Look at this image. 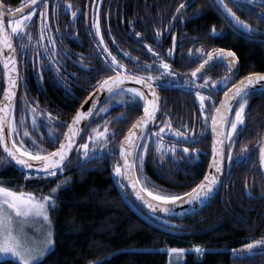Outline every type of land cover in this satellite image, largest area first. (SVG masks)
Segmentation results:
<instances>
[{"label": "trees", "instance_id": "1", "mask_svg": "<svg viewBox=\"0 0 264 264\" xmlns=\"http://www.w3.org/2000/svg\"><path fill=\"white\" fill-rule=\"evenodd\" d=\"M0 1L8 11L10 8H18L28 0ZM131 1L126 3L128 14L127 16L124 14L123 19L120 18V14L117 15L116 11L110 13L107 19H104L102 13L101 33L104 42L117 59L126 58L124 52H128L130 57L138 58L141 64L150 63L151 52L147 48L139 46L136 38L133 40L132 35L127 33L128 26H130L128 20H132L136 12L131 6ZM66 2L72 5L71 0H61V2L49 0L50 4L48 3L47 6L48 28L44 30L43 40H41L42 17L39 11L35 13L30 27L33 39L29 42L26 52L17 53L19 73L22 79L18 85L13 116L18 121L23 115L24 125L19 127V136L15 138L23 139L26 147L32 151H38L33 146L32 137H35L48 151H52L58 145L59 140L55 144L49 143L47 128L51 125L44 117H38V122L45 126L33 128L31 108L42 106L45 114L47 113L45 108H47L50 109L53 116L59 117L63 123L54 125V127L60 129L61 139L67 123L87 93L98 80L114 73V71L103 67L104 57H99L97 65L92 71L81 69L79 74L69 76L68 88L64 87V83L60 79H52L50 75L46 76L45 71L51 68L60 77L62 73H60V69L57 72V65L60 66L63 62L68 67L77 68L76 61L79 62V60L74 53L80 51L85 54L89 50L87 57H92L95 53L86 34H79L80 41L72 37L75 28L80 23L83 24V21L79 22L76 27V22L71 23L64 15V10L67 8ZM226 2L242 20H247L256 26L257 17L255 10L252 9H258L261 7L260 5L243 3L237 7L233 0H226ZM74 6L72 5V7ZM43 7L41 4L40 9L42 10ZM196 10H199L201 14L193 17L192 14ZM184 17L191 18L183 19L179 23V27L188 30L187 34H191L192 40L195 38V40L201 41L206 50L230 48L236 52L239 62V78L253 72H264V35H254L249 38L235 32L229 21L223 18L216 0H193ZM130 24L133 26V30H139L141 21H133ZM213 26L218 32L216 36L210 35ZM259 27L264 31V24ZM49 36L55 40L56 51L45 55H34V53L44 52L43 47L37 48L38 41L41 45H47L48 48L53 47L48 43ZM142 39L147 42L144 37ZM13 42L18 47V41L14 39ZM189 44L179 47V52H186L190 47ZM50 57L58 59L59 63H52ZM130 57L127 58L131 62L125 65L130 69H135L136 64ZM69 58H73V60ZM176 60L178 61V59ZM42 63L45 65L43 68H41ZM181 63L182 61H179L177 64L178 69H182L179 67L182 65ZM91 64H94L93 60ZM218 66L211 73L213 80L223 76L224 66ZM195 67L194 63L183 69L192 71ZM155 69L158 68H154L152 72H155ZM137 70L143 71V69ZM2 78L0 65V81ZM84 85L90 87L84 90L83 87L86 88ZM1 92L0 84V94ZM163 95L164 97H161L162 111L167 114L166 117L171 119L175 127L187 125V128L192 131L191 128L195 126V129L199 128V132L205 127L204 123L197 122L194 94L181 98L177 96L175 90L171 89L165 90ZM118 97L119 93L112 97L111 101L105 99L102 102L100 107L110 105L109 110L106 114L102 113L98 118L88 123L81 136L80 142L85 143L97 125H99L98 130L103 131L105 122H108V126L115 130L114 136L111 133L108 135L107 145L101 152L98 151L101 148H95V158L86 159L81 151L73 153L70 163L65 167L63 173L58 172L54 178H37L33 175L27 180L25 179L27 174L15 169L10 163L0 164V177L5 178L4 182L17 191L21 190L18 186H23V189L34 190L37 194L41 192L48 194L57 181H67L58 190L56 207L50 209L55 244L41 259L40 264H88L89 261L100 260H102V264H166L168 248H188L194 245H200L207 251L202 255L185 252L181 264H264L263 257L256 259V255H254L239 258L232 252L233 248L241 246L248 238L255 237L256 222L261 225L264 221L260 215L264 207V198H261L262 192L256 193L260 190L252 171L237 170L232 176L227 193L224 192V181L222 189L205 208L180 218L179 225H182L181 228L185 231L182 236L183 240L142 221L127 207L115 188L112 178L115 174L113 168L118 163L119 142L140 115L142 104L138 108L128 107L125 103H121ZM122 99L127 101L129 97L124 96ZM247 99L246 123L241 128L234 146L235 152H239L241 145H249L250 156L254 162L256 160V143L264 129V90L259 89L252 92ZM25 100L29 111H22ZM36 101H39L38 106ZM214 104H216V100ZM236 107H239V104ZM122 113L127 116V119H117ZM210 113L211 109L208 115ZM231 116L234 118V111ZM24 128H28L29 137L23 136ZM208 144L207 127L203 138L199 139L195 145L187 146L189 149H200L196 159H192L190 156L185 159L187 154L180 149V160L174 162L173 155L170 153H165L161 160V154L155 148H149L145 154L142 170L137 172V176L149 189L159 186L160 189L168 190L170 193L188 191L195 186V183L199 182L204 172L208 159ZM90 147H92V142H89ZM141 149H143L142 146ZM77 161L81 162L77 163ZM145 177H147V181H144ZM254 184H256V191L251 188V185ZM150 217L155 222L162 224L156 217Z\"/></svg>", "mask_w": 264, "mask_h": 264}, {"label": "snow or ice", "instance_id": "2", "mask_svg": "<svg viewBox=\"0 0 264 264\" xmlns=\"http://www.w3.org/2000/svg\"><path fill=\"white\" fill-rule=\"evenodd\" d=\"M48 3L49 0H28L26 5L21 4L18 8L8 9L6 17L2 2H0V64L3 66L7 83V86L3 89V99H0V147L3 148L4 153L0 154V163L7 165L10 161H14L23 170L28 172L25 176L26 180L33 176V172L28 170H35L34 174L37 178H54L58 172L63 173L65 167L70 163L69 153L76 144V138L83 133L88 123L98 118L100 114H106L109 110L110 105L100 107L97 100L100 94L105 91L107 92V96L104 98L109 101L119 93L118 99L121 103H125L126 106L132 108H138L141 104L143 106V115L138 117L137 121L128 129L127 135L120 141V157L123 163H117L113 168V172L121 180H126L136 190V197L151 210L150 214L153 217H157V209L163 213H172L178 205L188 204L195 207L209 201L216 191L217 185L223 181L225 155L227 156L229 168L235 162H243L251 158L249 145H241L240 151L234 152L232 147L225 146L224 138H227L228 145H232L238 139L241 128L246 123L245 110L248 105L247 97L256 91L257 88L264 89V73H249L224 93V98L220 101L219 106H216L213 102L211 107H214L215 110L211 112V131L214 137L212 142V159L208 165L209 171L205 172L203 179L195 183L194 187L182 193H170L168 190L160 189L159 186L149 189L145 183H142L137 176V172L142 170L145 154L150 148L149 140L145 139V136L155 140L156 151L161 154V160H163L165 153L171 152L173 154V160L176 162L177 158L174 154L177 151V145L173 144L165 147L162 142L163 135L174 134L176 137L183 138L185 143L189 141L195 143L197 139L203 138L207 132L208 113L210 112V107L205 102L212 101L213 98L210 95L206 96L201 90L212 89L218 91L219 88L224 87L235 75V72L238 71V57L236 52L230 48H213L207 51H205L203 46L196 48L195 53L203 58L199 66L192 70L191 78L185 76L182 84L179 82L178 73L171 70L170 64L162 57H159V53L155 54L159 60L157 65L155 61L141 64L138 58L130 57V53L124 52V55L130 57L136 64L135 69H130L124 63L118 61L117 57L109 49V46L104 42L99 14L96 16L92 25L95 29V36L99 37L97 48L99 49V54L104 57L102 61L103 67L109 71H114V75L105 76L96 82L93 92L89 93V97H92L91 107H88L87 111H84L82 110V104L81 109H77L71 121L67 123V129L63 131V139H60V129L54 127V125L63 123L59 117L53 116L51 112L45 114L43 110L38 111L37 107L31 108L33 128L45 126L38 122V117H44L48 121V124L51 125L47 128L49 143L55 144L59 140V146L55 147L52 151H48L44 148L43 144H40L35 137H32L33 146L38 151L29 150L23 139L17 140L15 138L19 136V127L24 125L23 115H21L18 121L13 116L16 103L15 89L22 79L17 68V53L26 52L29 42L33 39L30 27L37 11L40 12V16L42 17L41 40L44 39V30L48 28ZM233 3L237 7L243 3L261 6L258 9H252L255 10L257 17V24L253 26L247 20H242L233 11V8L229 7L226 0H216V4L219 6L223 18L229 21L233 30L249 38L254 35H264V31L259 27V25L264 24V0H239V2L233 0ZM41 4L44 6L42 10L40 9ZM65 6L69 9L72 7L67 2ZM184 8H186V3L182 0L176 12L173 14V20L181 18L179 14ZM27 9L31 10L29 11ZM199 14H201L200 11L196 10L192 16L194 17ZM76 15L77 13L73 11L72 16L75 17ZM189 18L191 17H183V19ZM5 20H7L6 24ZM170 25L171 21L169 22L168 31H170ZM217 34V29L213 26L210 35L216 36ZM161 35V30L157 29L155 33L156 38L159 39ZM135 36L140 38L141 33L136 32ZM171 36L173 46L167 50V55L174 57V49L178 45V41L176 33H171ZM14 39L18 41V47L14 45ZM47 39L48 43L53 45V47L48 48L47 45H41L38 41L37 48L43 47L44 52L34 53V55H45L49 52L54 53L56 51L55 40L51 36ZM148 50L152 51L151 46H148ZM188 55L190 59L194 58L192 48H189ZM50 59L54 64L59 63V60L54 57H50ZM216 62L226 65L227 73L225 76L217 80H210V78L205 77L202 84H197L195 81L198 75H202L206 67ZM80 63L84 69L92 71L89 65L83 63V60ZM44 66L42 63L41 68ZM153 68L159 69V76L152 75ZM137 69H143V71H138ZM57 72H59V69H57ZM72 75L75 76V74ZM125 81H135L140 87L128 88L125 86ZM173 85H179L189 92L194 89L196 90L195 97L199 101V112L204 117L203 122L205 125L199 134L196 133L195 129L191 133L187 130L181 132L178 129H173L172 121L168 118L159 122L162 125L159 131H147L146 126L158 123L157 116L161 112V97L157 93L156 87H169ZM64 87L68 88L69 86L65 83ZM124 96H128L129 99L124 101L122 99ZM89 97H86L85 101ZM236 104H239V107H235ZM36 105H39V101H36ZM233 109L235 112L234 118L230 115ZM22 111H29L26 100ZM117 119H127V116L122 113ZM82 122H84V127H81ZM183 127L187 129V125ZM98 128L99 125L89 134L88 141L79 146L84 150L82 155L86 159H93L96 156L95 152L89 151V142H92L94 149L97 147L103 149L107 145L108 135L110 133L113 136L115 135V130L108 126V122H105L103 131H99ZM23 136H30L28 128H24ZM8 141H11V145H9ZM141 146L143 150H140ZM258 146L259 163L261 166H264V140L259 141ZM183 153L187 154L184 157L185 159H188L189 156L192 159H196L199 156L200 149H189L185 147ZM80 162L77 161V163ZM144 181H147V177L144 178ZM66 182L57 181V184L50 189L48 194H44L43 192L35 194L31 191H24L23 186H18L21 190L17 191L4 186L0 182V256L12 258L15 264H40L41 259L48 254L55 244L51 229L52 219L50 209L56 207L58 190ZM143 193H147V197L153 199L146 198ZM249 195L251 196L250 192ZM261 198H264V192L261 193ZM34 219H41L43 225L48 230L44 233L42 241L29 243L26 234L23 232V226L29 220ZM165 223L168 224L169 222L166 221ZM169 226L182 227V225L170 224ZM40 230L43 231V228ZM258 246L264 248V237L245 244L239 249L233 248L232 252L234 255H250L254 253ZM192 250L199 255L207 251V249L200 245H194ZM167 251L170 256L173 254L180 256L188 250L184 248H168ZM88 264H102V260L89 261Z\"/></svg>", "mask_w": 264, "mask_h": 264}, {"label": "flooded vegetation", "instance_id": "3", "mask_svg": "<svg viewBox=\"0 0 264 264\" xmlns=\"http://www.w3.org/2000/svg\"><path fill=\"white\" fill-rule=\"evenodd\" d=\"M57 1L61 2V0H54V2H57ZM71 1H72V5H75V6L71 7L70 9L68 7L65 8L64 15L71 21V23L74 24V22H76L75 27L79 24V22L83 21V24L80 23L75 28L76 30H75L72 37L75 40L80 41V35L79 34H83V33L86 34L87 38L89 39L88 41L91 43L92 48H93V50L97 56L95 55V53H93L92 57H87L89 50L86 51L85 54H83L80 51L77 53H74V55L79 60V62L76 61L77 64L75 66L77 68L68 67V65L65 64V62L60 64V66L57 65L58 69L61 70L60 73H62V74H60L61 78L56 73H54L51 70V68H48L45 71L46 76L50 75L52 79L58 78L64 84L65 83L70 84L69 76H73V75H71L72 73H74V74L78 73L79 74V70H81V69L84 70V68L82 67V65L80 63L81 60H83L84 64L89 65L91 67V69H93L95 67V65H97V59H99V57H102L99 54V49L97 48V43L99 41V38L97 36H95V29L92 27L96 16L99 14L100 24H101L102 13L104 15V19H107L109 17L110 13H113L116 11L117 15L120 14V18L122 17V19H123L124 14L126 16L128 14V12L126 11V10H128L126 8V3L130 2L131 0H71ZM27 2L28 1H26L24 4H26ZM181 2H182V0H141V3H139V0H132L131 6H133V8L136 12L134 14V17H132L133 19L128 20V24L130 26H128V29H127V33L132 35L133 40L136 38V41L139 43V46L145 47L147 49H148V46H151L152 51H150V52L152 54V58L150 60V63L155 61V63L158 65L159 60L155 56V54L159 53V57H162L163 59H165L170 64L171 70L178 73L180 84L183 83L185 76L191 78V72L192 71H190V70L186 71L183 68L188 67L194 63L196 65L195 68H197L201 62V59L203 58V57H200L198 54L195 53V49L201 47L203 45V43H201V41H199V40H195V39L192 40L190 38L191 34H187V33H189V31L179 27V23L183 21V17L186 15L188 7H189V5L192 4L193 0H184V2L186 3V8H184L181 11V14H180L181 18H178L172 26L170 25V31H168L169 22L172 21L173 14L176 12V9L181 4ZM28 10L30 11L31 9H28ZM73 11H75L77 13V15L75 17L72 16ZM137 20L141 21V26H140V28L138 27L139 30H133V26L130 23L133 21H137ZM6 23H7V21H6ZM157 29H160L161 33H162V35L159 39H157L155 36ZM136 32L141 33L140 38L135 36ZM171 33H176L177 41H178V45L174 49V57H169L167 55V50L173 46ZM143 37L145 39H147V42L143 39L141 40V38H143ZM81 40H83V39H81ZM188 43H190L189 48L193 49V57L194 58H191V59L189 58V55H188L189 49L184 53L179 52V47L185 46ZM205 51H207L206 48H205ZM180 53L183 55H181ZM176 56H177V58H175ZM69 59L73 60V58H69ZM176 59H178V61ZM92 60L94 61L93 65L91 64ZM118 61L121 63H124V64L131 62L127 57L126 58H124V57L120 58V59H118ZM179 61H182V63H181L182 65H179V67L182 69L177 68V64ZM218 65L224 66V69H223V76H224L227 73L226 65L224 63H217V64L213 65L212 67H210L202 76L197 77L195 82L197 84H202L204 82L205 77H208V78H210V80H213L211 73H213L214 69H217L219 67ZM66 67H68L67 70H66ZM18 72H19V63H18ZM19 75H20V73H19ZM152 75L159 76L160 75L159 69H155V72H152ZM238 76H239V72H238L236 79L233 82H235L239 79ZM0 84H1V87L3 89V81H0ZM18 85H19V83H18ZM84 86H86V88L83 87L84 90L87 89L88 87H90L87 85H84ZM171 89L175 90L177 96H179L181 98H186L190 94L195 95V91H196L194 89L193 91L189 92V91L183 89L182 87H180L179 85H173V86H169V87H164V86H157L156 87V91L159 94V96L163 95V92H165V90H171ZM201 91H203L206 96H209V95L212 96L213 100L212 101H206L205 103L207 106L210 107L211 112H213L214 107H211V106L215 100H216L215 105H217V103H218V101H219L224 90L217 91V90H212V89H202ZM1 94H2V92H1ZM1 94H0V99H1ZM160 97H164V95L160 96ZM194 98H195V102H196L195 105L197 107V110H196V113L198 116V117H196L197 122H201L203 124L204 123L203 122L204 117L201 116L200 112H199V101L196 97H194ZM161 103H163V102L160 100L161 112L157 116L158 123H156L154 125L150 124L147 127L148 132L159 131V128L162 126L161 123H159V122H162L167 118L164 111H162L163 108L161 106ZM236 106H237V104L235 105V107ZM41 107H38L37 109L42 110ZM142 108H143V106H142ZM45 110H47V112H50V109L45 108ZM233 111H234V109L232 110V112ZM232 112H231V114H232ZM234 115H235V112H234ZM208 118H209V120H208V135H209L208 150L209 151H208L207 163H208V160L210 158V153H211L210 152L211 138H210V134H209L211 113H210V115H208ZM228 126L230 127V125H228ZM172 128L178 129L181 132H184L187 130L189 133H191L193 131V129H195V126H193V128H191L192 129V131H191L188 128L185 129L182 125L175 127L172 123ZM195 131H196V133L199 132V128L196 127ZM261 137H262V135H261ZM261 137H260L259 141L261 140ZM145 139L149 140V144H150L151 149H153V148L156 149L155 140L149 139L147 136H145ZM199 139H201V138H199ZM199 139H197L196 142ZM162 142H163L165 147H167L168 145H173V144L177 145V151L174 154L175 157L177 158V160L181 159V150L180 149L183 150L188 145L191 146V145L196 144V142L193 143L190 141L185 143L183 138L176 137L174 134H164L163 138H162ZM224 143H225V146L232 147L234 152H235V146H234L235 142L232 145H228L227 138L225 137ZM82 144H84V143L80 142V140H79L78 147L76 148V150L73 153H78L80 151L83 152L84 150L79 147ZM91 149H93L95 151V149L93 147H90L89 151ZM258 149H259V146H258V143H256V160L254 162H253V159L250 158V159L243 161V162H239V161L235 162L230 168L228 167L227 156L225 155V159H224L225 172H224L223 181L220 185L219 190L222 189V185L225 181L224 192L227 193V190L229 189L230 182H231V179H232L234 172H237V170H240V169H242V170L247 169L248 171H252V175L254 178H256V184L260 190V192H257L256 191V184H254V185H251V188H253V191H256V193L264 192V182H263L261 174H260L259 163H258ZM99 150L98 151L101 152L102 149H99ZM140 150H143V149H140ZM0 153L2 154L1 150H0ZM168 153L172 154L171 152H168ZM207 163H206V166H207ZM206 166H205V168H206ZM204 171H205V169H204ZM25 174H27V173H25ZM33 175H35V174H33ZM4 180H5V178L0 177V182H3V184L5 183ZM251 180H254V179H251ZM5 184H6L5 185L6 187L12 188V186L9 185L8 183H5ZM262 188H263V190H262ZM219 190H218V192H219ZM260 215L262 218H264V207L262 208ZM156 219L159 222H161L162 224H164L165 226H167L168 228H172V231L170 229L168 233L174 234L183 240L182 236L184 235L185 231H183V229L181 227H171L168 224H165L166 220H161V217H158V216L156 217ZM179 219L180 218L173 219V221L176 223V225H179V222H180ZM262 237H264V221H263V224H261V225H258L256 222V236L248 238L246 242H244L241 246L236 247V249H239L243 245L251 243L254 240L261 239ZM254 255H256V259H260L262 257L264 258V248H261L258 246L255 249L253 254L245 255L243 257L254 256ZM234 256L239 257L238 255H234ZM243 257H239V258H243Z\"/></svg>", "mask_w": 264, "mask_h": 264}, {"label": "water", "instance_id": "4", "mask_svg": "<svg viewBox=\"0 0 264 264\" xmlns=\"http://www.w3.org/2000/svg\"><path fill=\"white\" fill-rule=\"evenodd\" d=\"M0 2H1V1H0ZM26 4H27V3H26ZM26 4H25V5H26ZM2 6H3V4H2ZM3 10L5 11V16L7 17V13H8V11L4 8V6H3ZM27 10H28V9H27ZM180 14H181V13H180ZM180 14H179V15H180ZM176 20H177V19L173 20V18H172L171 26L175 23ZM6 21H7V20H5V24H6ZM217 63H220V62L212 63L211 66L206 67V69L203 70L202 75H203V74H204V73H205L210 67H212L213 65H215V64H217ZM0 65H1V68H2V76H3L2 81H3V89H4V87L7 86V83H6V77L4 76V69H3V66H2V64H0ZM17 68H18V64H17ZM238 72H239V62H238V71L235 72V75L230 79V81H229L224 87L219 88V90H224V91H223V93H222V95H221V97H220V99H219V101H218V103H217L216 106H219L220 101L224 98V93H225L226 91H228V89H230V88L232 87V85L237 84V83H238L243 77H245V76L248 75V74H247V75H245V76L239 78L237 81L233 82V81L236 79V77H237V75H238ZM253 73H264V72H253ZM113 75H114V74H113ZM202 75H198V77H199V76H202ZM224 76H225V75H224ZM95 86H96V85H95ZM95 86H94V87H95ZM125 86H126V87H140L139 85L136 84L135 81H125ZM94 87H93V88H94ZM93 88H92V90H91L89 93L93 92ZM3 89H2L1 99H3ZM259 89H260V88H257L256 90H259ZM219 90H218V91H219ZM261 90H264V89H261ZM17 91H18V86H17V88L15 89L16 95H17ZM89 93H88V94L84 97V99L81 101V103L79 104V106H78L77 109H81L82 104H83V108H82V110H84V111H87V108H88V107H91L92 97H89ZM106 96H107V92L105 91V92H102V93L100 94V97H99V98H97L99 106H100V105L102 104V102L105 100L104 97H106ZM149 96H150V93H149ZM86 97H89L87 101H85V98H86ZM15 99H16V97H15ZM77 109H76V111H77ZM214 110H215V109H214ZM76 111H75V113H76ZM213 112H214V111H213ZM75 113H74L73 115H75ZM230 114H231V113H230ZM142 115H143V108H142V111H141V114L139 115V117L142 116ZM71 118H72V117H71ZM137 119H138V118H137ZM137 119H136L133 123H135V122L137 121ZM70 121H71V119H70ZM70 121H69V122H70ZM133 123H132V125H133ZM132 125H131L130 127H132ZM81 127H84V122L81 123ZM130 127H129V128H130ZM147 127H148V126H146V128H147ZM66 129H67V127H66ZM66 129H65V130H66ZM83 132H84V131H83ZM127 133H128V130L125 132V134L123 135V137H122V139H121L120 141H122V140L124 139V137L127 135ZM82 134H83V133H82ZM82 134L79 135V136L76 138V144L73 146V149L70 151V153H69V158L71 157L72 153H73V152L76 150V148L78 147V143H79V140H80ZM209 134H210V138H211V143H210V152H211V153H210V158H209V160H208L207 166H206V168H205V171H204V173H203L201 179H203V176H204L205 172L209 171L208 165H209V162H210L211 159H212V142H213V138H214V137H213V134H212V131H211V121H210V126H209ZM63 138H64V137L62 136L61 139H63ZM224 139H225V138H224ZM261 140H264V130H263V133H262ZM261 140H260V141H261ZM8 143H9V145H11V141H8ZM119 145H120V142H119ZM58 146H59V143H58V145H57L56 147H58ZM0 150H1L2 154H4V153H3V148H2V147H0ZM53 150H54V149H53ZM93 151H94L93 149L90 150V152H93ZM99 151H100V150H99ZM117 158H118V163L122 164V163H123V160H122V158L120 157V147H119V146H118V151H117ZM258 163H259V149H258ZM10 164H11L15 169H17V170H19V171H21V172H23V173H27V174H28L27 171L23 170L22 167H21L20 165H17L14 161H10ZM259 169H260V174H261L262 180H263V182H264V166H261L260 163H259ZM28 171L33 172V174H34V172H35V170H28ZM112 178H113V182H114L115 188L117 189V191H118L120 197L122 198V200L124 201V203L127 205V207H128V208H129V209H130V210H131V211H132L137 217H139L142 221L148 223L149 225H151V226H153V227H155V228H158V229H160V230H162V231L169 232L170 229H171V231H172V228H168V227L165 226L164 224H160V223L155 222L154 220L151 219V217H150V216H151V214H150V213H151V210L148 209L147 206L144 205L143 202H142L141 200H139V199L136 197V190H134V189L131 187V185L127 183L126 180H121L116 174H114V175L112 176ZM201 179H200V180H201ZM200 180H199V181H200ZM122 185H123V186H122ZM220 185H221V183L217 185L216 191L213 193L212 198H211L209 201H206V202L203 203V204H199V205H197V206H195V207H192V206H190V205H188V204L178 205V206L175 207L174 212H172V213H163V212H160L159 209H157V216H158V217H161V220H166L167 222H169L168 225H169V224H170V225H176V223L173 221V219H178V218H181V217H185V216H188V215L194 214V213H196V212L202 210L203 208H205V207H206V206H207V205L213 200V198L216 196V194H217V192H218V190H219V188H220ZM143 195H144L146 198H148V197L146 196L145 193H143ZM148 199H150V198H148ZM165 224H166V223H165ZM238 256H239V257H243V256H240V255H238Z\"/></svg>", "mask_w": 264, "mask_h": 264}, {"label": "rangeland", "instance_id": "5", "mask_svg": "<svg viewBox=\"0 0 264 264\" xmlns=\"http://www.w3.org/2000/svg\"><path fill=\"white\" fill-rule=\"evenodd\" d=\"M99 38V37H98ZM3 183V182H2ZM4 186L6 185L5 183L3 184ZM24 191H31L34 192V190H25ZM37 194V193H35ZM51 216V213H50ZM52 219V216H51ZM43 228V231L40 229ZM51 229L53 231V219H52V225ZM48 230L46 226L43 225V222L41 219H34V220H29L24 226H23V232L26 234V237L28 239L29 243H38L43 240L44 238V233ZM193 246H190L187 249L188 251L186 252H193L195 255L197 254L195 251L192 250ZM199 255V254H197ZM184 260V253L181 254L180 256H176L175 254L169 255L168 253V259L166 264H181ZM0 264H15V261L12 258H5L4 256H0Z\"/></svg>", "mask_w": 264, "mask_h": 264}, {"label": "bare ground", "instance_id": "6", "mask_svg": "<svg viewBox=\"0 0 264 264\" xmlns=\"http://www.w3.org/2000/svg\"><path fill=\"white\" fill-rule=\"evenodd\" d=\"M128 88H131V87H128ZM145 194H146V196H147V193H145ZM148 198L153 199V198H151V197H148Z\"/></svg>", "mask_w": 264, "mask_h": 264}]
</instances>
